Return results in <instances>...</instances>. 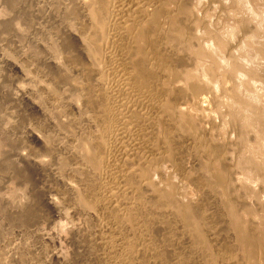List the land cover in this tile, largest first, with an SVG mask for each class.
<instances>
[{
  "label": "bare ground",
  "instance_id": "obj_1",
  "mask_svg": "<svg viewBox=\"0 0 264 264\" xmlns=\"http://www.w3.org/2000/svg\"><path fill=\"white\" fill-rule=\"evenodd\" d=\"M52 2L59 40L39 41L48 57L33 51L51 73L33 75L14 57L10 64L35 78L17 85L27 92L21 100L42 125L69 135L28 126V141L41 154L17 152L36 169L54 157L58 169L77 176L82 187L68 181L75 203L104 215L99 264H264V94H253L248 83L260 67L231 51L223 55L229 40L199 0ZM227 13L229 35L251 29L250 48L264 56V23L257 27L240 15L237 1ZM241 73L247 74L243 82L237 81ZM211 78L223 81L212 97L221 107L217 121L195 98L217 85ZM58 81L69 86L59 88ZM63 148L67 156L56 152ZM166 162L195 189L173 181Z\"/></svg>",
  "mask_w": 264,
  "mask_h": 264
},
{
  "label": "rangeland",
  "instance_id": "obj_2",
  "mask_svg": "<svg viewBox=\"0 0 264 264\" xmlns=\"http://www.w3.org/2000/svg\"><path fill=\"white\" fill-rule=\"evenodd\" d=\"M16 1L0 0V145L2 146L4 144L3 147L0 146L2 148H0V159L2 160H0V264H99L100 257L103 256L102 245L103 242L107 240L106 235H103L104 237L99 235L98 223L100 219H103L104 215L100 210L96 211L84 209L75 203L74 194L76 191L71 185V188L69 187L68 181L73 182V185L76 184L77 186L82 187L80 182L77 181V176L72 172V174L68 173L70 171L66 168L64 170L58 169L54 157L49 163H47L46 167L42 169H36L34 166L32 167L29 163L28 165L26 161L24 162L22 158L18 157V150L25 151L32 157H35L36 155L39 157L41 154L42 149L39 145H35V143L31 140L28 141L30 138L27 130L31 126L40 124V128L43 126L41 128L42 130H46V132L49 131L54 134L56 133L57 137L64 131L62 134L63 139L69 135V133L64 129H56L57 131L55 132V129L50 128V124L47 122H44L43 125L41 124L43 121L41 120L40 115L32 110L28 103L27 105L25 101L21 100L22 95H26L27 92L19 91L17 86L23 82H29L32 84L34 83L33 81L35 78L32 76V79L31 76H26L23 75V73L15 71L10 64V57H14L17 62L23 64L31 70L33 75L40 77V75L42 76L43 74V76L40 77L43 78L45 73H51L47 66H45L41 60L33 54V51L40 50L39 52L42 53L43 49L39 45V41L41 43L44 42L47 45L49 44L48 37H52L53 39L55 38V40L58 38L59 40V31L57 32V30L53 28L55 26L53 21L56 20V24V22L58 23L60 20L59 16L53 12L52 1L54 0ZM199 1L200 5H203L205 8L207 7V9H210L212 13L214 12L211 14L212 25L214 26L216 24L215 26L219 27L229 40L228 43L230 49L224 52L225 54L223 55L226 56V53L231 51L234 52V54L230 53L232 56L234 55L233 57L238 58L240 56L239 58L241 60L243 59L242 62L244 64L247 63V66L251 64L250 66L255 65L257 68L260 67V69H258L261 71L258 70L257 72L259 75L256 73L258 76L255 74L256 77L253 76L254 78L248 82L251 84L249 86L253 89V91L250 89L249 92L251 91L253 93L257 89L256 93L262 90L261 92L264 94V56L261 54H259V56L256 51L250 48L251 40L254 38L252 37L250 40L248 35H252V30L249 28L238 29V31L236 30L234 33L229 35L230 29L227 25L230 23H227V21H230L226 19L228 6L232 3V1H237L238 8L241 10L240 15L245 14L244 16L248 18L250 17L253 25L255 24L257 27L261 26V24L264 23V0ZM50 3L52 5L51 7ZM48 7L52 10H49ZM224 13L227 14L225 15ZM222 15H224V17H222ZM260 18L262 19L261 23H259L261 21ZM1 20H4L2 24L5 21L7 23L1 25ZM10 20H12V23ZM40 25L43 26V28ZM16 26H20L23 30L19 35V31L16 29ZM50 27L53 29H50ZM46 30H49L50 35ZM51 31L53 33H51ZM258 38L260 39V37H256V40H259ZM42 39L45 40L43 41ZM239 39L241 40L239 41ZM211 41H209V38L206 39L207 44H211L213 46V41ZM35 43L40 47L36 46ZM231 44L234 45L235 48L232 46L230 47ZM36 47H38L37 50L34 49ZM47 52L48 51L44 50L43 55ZM220 55H222V53ZM45 56L48 57L49 52ZM225 56H223L222 59H224V62H228L229 59L227 61V56ZM228 58H230L229 55ZM239 58L238 60H240ZM67 62L68 61L65 57V63ZM71 64L69 63V65ZM245 74L246 73L239 74L240 78L238 76L237 81L243 82L246 80L247 74ZM210 80L212 85H217H215L214 88H209V90L205 89L204 91H199L195 95V98L197 104L205 105L206 109L203 112L205 114L210 113L213 121H217L221 116V112L219 110L221 107L215 105L216 103H214L215 101L213 102L212 97L213 92H218L219 94L220 91H222L221 84L223 81L220 80L219 84H221L219 85L218 82L215 83L213 78ZM58 83L54 84H57L56 86L59 88L60 86L62 88H67L69 86V83L68 85H65L67 82L58 81ZM252 83L254 87L252 86ZM61 84L64 85V87ZM17 92L18 94H16ZM15 96H17V98L20 97V99L13 98ZM201 96H204V98ZM64 100H66V97L65 99L63 98V101ZM201 101L203 102L201 103ZM69 107L66 106V108H68L67 110L71 114L75 110L71 109L72 107L70 105ZM216 107L220 108L217 109ZM221 110H223V107ZM197 112H199L198 116L200 115V119H202V110L199 109ZM16 122L19 123L15 124ZM202 125L207 128L209 126V121L207 119H203ZM60 136L61 135H59V138H61ZM25 137L28 138L26 139ZM25 139L27 142H24ZM20 140H22L23 143ZM64 150L65 149L63 148L61 150H57L56 152L58 154L63 153L59 155L67 156V153ZM165 166L168 167L167 170L170 177L173 176V178L171 177L173 181L175 178V182L177 181V183L179 180L181 181V179L184 181V178L181 176L182 173L179 169H174V166L169 165L167 162ZM171 166L174 170L171 169ZM169 168L174 172H170ZM155 173L153 178L154 180H157L161 174L157 172ZM185 182L186 180L184 181V184L180 182L183 187L187 185L184 188L182 187V189L186 190L187 188L188 191L195 189V186L192 183L187 181L189 183L187 184V182Z\"/></svg>",
  "mask_w": 264,
  "mask_h": 264
}]
</instances>
